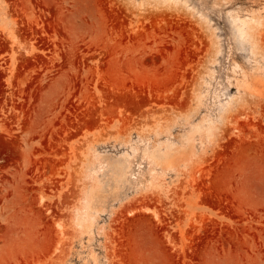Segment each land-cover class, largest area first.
<instances>
[{"label":"rangeland","instance_id":"obj_1","mask_svg":"<svg viewBox=\"0 0 264 264\" xmlns=\"http://www.w3.org/2000/svg\"><path fill=\"white\" fill-rule=\"evenodd\" d=\"M0 264H264V0H0Z\"/></svg>","mask_w":264,"mask_h":264}]
</instances>
